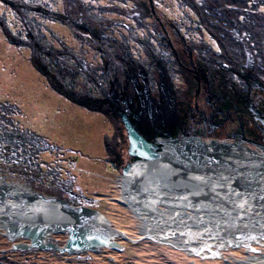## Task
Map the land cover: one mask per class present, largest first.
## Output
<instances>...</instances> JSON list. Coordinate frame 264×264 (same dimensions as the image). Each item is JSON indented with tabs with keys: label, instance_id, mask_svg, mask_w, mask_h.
Wrapping results in <instances>:
<instances>
[{
	"label": "rangeland",
	"instance_id": "374dc122",
	"mask_svg": "<svg viewBox=\"0 0 264 264\" xmlns=\"http://www.w3.org/2000/svg\"><path fill=\"white\" fill-rule=\"evenodd\" d=\"M0 22L19 42H28L27 33L40 42L47 53L45 64L63 84L95 97L109 94L112 87L121 91L124 73L142 67L148 73L149 97L156 98L162 68L181 116L188 96L175 49L179 55L180 49H188L209 66L216 62L214 68L222 65L217 68L222 74L218 82L224 88L228 85L244 94L253 69L264 85V0H0ZM246 126L264 143L259 129L252 123ZM209 140L261 150L221 131L200 139L183 136L166 142L164 157L155 168L176 174L171 160L184 161L188 167H194L199 156L210 161L212 156L200 145ZM220 146L227 145L217 149L222 150ZM127 147L121 121L56 92L32 66L29 48L10 44L0 29V178L24 190L93 208L126 235L115 237L120 250L95 247L59 253L14 249V243L28 240H10L0 228V264H187L193 259H184L181 251L165 244L138 238L139 219L117 201L116 180L128 160ZM152 165L139 176H152ZM46 238L63 246L67 235L52 232Z\"/></svg>",
	"mask_w": 264,
	"mask_h": 264
},
{
	"label": "bare ground",
	"instance_id": "6f19581e",
	"mask_svg": "<svg viewBox=\"0 0 264 264\" xmlns=\"http://www.w3.org/2000/svg\"><path fill=\"white\" fill-rule=\"evenodd\" d=\"M200 145L210 161L199 156L188 167L171 160L176 174L157 170L158 162H135L130 176L116 180L117 201L139 219L138 238L178 249L184 259L193 256L187 264H264V147L251 151L210 140ZM150 164L154 174L140 177ZM0 228L12 240L30 236L38 249L48 247L44 237L52 232L66 233V248L120 250L115 237L126 238L93 208L66 205L1 178Z\"/></svg>",
	"mask_w": 264,
	"mask_h": 264
},
{
	"label": "flooded vegetation",
	"instance_id": "af4514ba",
	"mask_svg": "<svg viewBox=\"0 0 264 264\" xmlns=\"http://www.w3.org/2000/svg\"><path fill=\"white\" fill-rule=\"evenodd\" d=\"M180 51V55L178 49H175L173 53L186 84L185 96H188L185 106L180 109L182 115H177V98L172 87L170 88L167 83V73L159 68L157 97H149L150 101H148L144 93L145 83L140 70L145 71L146 78L148 73L144 68L138 67L124 73L121 91L111 88L110 93L120 106L119 120L123 123L122 116L127 115L128 119L136 125L138 132L147 141L155 143L162 153H165L167 141L176 142L183 136L207 138L216 135L219 131L233 140L264 146L262 140L254 138V130L246 126L252 123L264 137L261 123L255 119L249 107V113L241 110V92L238 89L234 90L235 96L232 103H229L226 98L227 90L224 85H220L222 74L217 69L220 66L216 65L214 68L216 62L209 66L200 58L193 57L188 49L185 51L180 49ZM221 68H223L222 65ZM255 73L253 69L248 76L253 79ZM251 82L249 90H246L249 93L250 104L255 100L257 108L264 114V90L251 87Z\"/></svg>",
	"mask_w": 264,
	"mask_h": 264
},
{
	"label": "trees",
	"instance_id": "16d2710c",
	"mask_svg": "<svg viewBox=\"0 0 264 264\" xmlns=\"http://www.w3.org/2000/svg\"><path fill=\"white\" fill-rule=\"evenodd\" d=\"M215 19L217 21H219L217 17ZM0 29L10 44L29 48V50H30V62L32 64V66L46 78L49 85L56 92L65 96L68 100H70L76 104L87 107L90 110H95V111H99V112L103 113L107 118H109L113 121L114 120L120 121L119 120L120 119L119 114H118L120 106L117 104L116 100L113 98L111 93L104 94L102 97H95L87 91H80V90L74 89L70 86L63 84L58 79L57 76H55L54 74H52L49 71L47 65L45 64L44 58L47 55V53H46L45 48H43L41 46L40 42H37L28 33L26 36V39L28 42L26 44L24 42H19V40L15 37V35H13L9 31V29L6 27V25L3 22H0ZM229 47H231L232 50L236 49L235 46H229ZM226 48H227V46H226ZM228 54L231 55L229 52H228ZM254 79H256V78H254ZM256 80H258V79H256ZM250 82L251 81H248V84L246 85L247 90H249V88H250L249 87ZM225 86L230 87L228 85H225ZM230 88H232V87H230ZM234 90H235L234 88L232 90H229L227 88V92H225L226 98L228 99L229 103H232V100L235 96ZM248 96H249V93L246 91L244 94L241 93V99L242 100H241V107L240 108L242 111H244L246 113H249L248 107H249L250 102H251V100ZM253 102L255 103V100H253ZM105 149L109 150V148H107V143L105 144Z\"/></svg>",
	"mask_w": 264,
	"mask_h": 264
},
{
	"label": "water",
	"instance_id": "95a60500",
	"mask_svg": "<svg viewBox=\"0 0 264 264\" xmlns=\"http://www.w3.org/2000/svg\"><path fill=\"white\" fill-rule=\"evenodd\" d=\"M151 10H152V7H151ZM140 74L142 75V80L145 83L144 93L146 95L147 100L150 101L149 93H148V82H147V78L145 75V71L141 69ZM251 87L264 90V85L256 79L252 80ZM249 110L254 115L255 119L261 123L262 129L264 132V114L261 113V111L257 108L255 103L250 104ZM122 121H123V125L125 128L126 134H127V140H128V147H127L128 160L126 161L125 165L121 167V175L124 177H128L133 173V165L136 164L134 162L141 161L144 163H156V162H159L162 160V158L164 157V153H162L160 150H158L157 145L155 143L147 141L138 132L136 125L133 124L128 119L127 115L124 114L122 116ZM261 147H264V146H261ZM36 193L40 196H44L39 192H36ZM47 197L52 198L54 200H58L59 202L65 203L66 205H71V204H69V202L64 201L62 199L55 198L52 196H47ZM71 206L78 207V206H74V205H71ZM86 208L91 209L89 207H86ZM57 233H61V232H57ZM18 237L27 239L29 241V243H28L29 246L24 244V243H14L12 248L19 249V250H29L33 247L30 245V244H32V239L30 236L22 233ZM10 240H12V239H10ZM44 240H45V243H48L47 244L48 247H44V248H40V249H53V250L58 251L59 253H62V252L72 253L74 250L81 251V250H86V249L95 248V247H106V246H88V245H85V246H80V247L76 246V247H71V248L67 247L66 248L64 246L65 245V243H64L63 244L64 248H63V246L55 245L52 242L49 243L48 242L49 239H47L46 236L44 237ZM106 248H109V247H106ZM117 250H119V249H117Z\"/></svg>",
	"mask_w": 264,
	"mask_h": 264
}]
</instances>
